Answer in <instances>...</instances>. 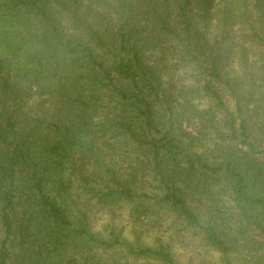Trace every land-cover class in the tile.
Returning <instances> with one entry per match:
<instances>
[{"label":"trees","instance_id":"trees-1","mask_svg":"<svg viewBox=\"0 0 264 264\" xmlns=\"http://www.w3.org/2000/svg\"><path fill=\"white\" fill-rule=\"evenodd\" d=\"M223 1L226 14L253 5L264 20V0H0V264H81L84 245L178 264L161 237L148 245L137 230L135 241L93 231L75 212V189L105 209L131 205L139 224L173 215L202 232L221 264H233L240 236L264 233V133L242 119L239 136L233 118L231 141L209 163L177 127V99L153 61L169 50L200 66L206 94L229 113L211 83L231 88L228 53L209 35ZM112 140L130 143L159 192L109 167ZM218 186L243 220L221 208L202 217L198 198L212 199Z\"/></svg>","mask_w":264,"mask_h":264},{"label":"rangeland","instance_id":"rangeland-1","mask_svg":"<svg viewBox=\"0 0 264 264\" xmlns=\"http://www.w3.org/2000/svg\"><path fill=\"white\" fill-rule=\"evenodd\" d=\"M243 5V4H242ZM227 4L223 1L216 10V16L209 27L212 43L226 49L227 59L225 79L231 88L241 96L242 115L237 112V99L231 88L211 80L223 96L228 112L217 108L215 101L205 91L210 81L207 73L196 64L181 61L173 51L157 53L153 61L163 74L165 87L177 99V127L186 132L191 147L209 163L219 160L223 149L231 141L232 130L227 123L233 118L237 122V134L241 136L242 119L250 122L255 136L263 138L264 133V20L253 15V5L237 9L235 14H226ZM230 10V9H229ZM246 11V15L243 12ZM240 98V97H239ZM167 129V127H166ZM255 139V138H254ZM264 139V138H263ZM118 141V140H112ZM254 141V140H253ZM106 163L139 189L148 193L159 192V185L153 182L139 153L128 142H115L106 149ZM74 208L79 216L85 215L92 230L103 238H110L112 229L116 234L135 241V230L142 233V240L154 245L157 237L169 244L178 264H221L220 254L208 247L200 230L185 227L173 215L161 213L145 224H139L131 215V205H121L113 210L102 208L93 200L75 189ZM197 207L203 218H209L217 208L226 211L231 221L243 220L242 211L235 205L231 195L222 186L214 188L213 198H198ZM78 255L81 264H156L153 261L137 260L129 257L125 250L105 251L84 245ZM233 264H264V233L247 232L233 246Z\"/></svg>","mask_w":264,"mask_h":264}]
</instances>
